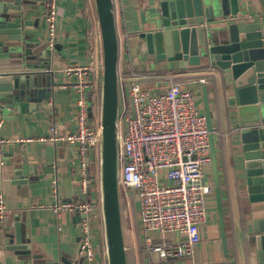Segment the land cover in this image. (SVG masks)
Returning <instances> with one entry per match:
<instances>
[{"label":"water","instance_id":"1","mask_svg":"<svg viewBox=\"0 0 264 264\" xmlns=\"http://www.w3.org/2000/svg\"><path fill=\"white\" fill-rule=\"evenodd\" d=\"M97 19L101 77L99 100L98 191L106 264H128L118 184L119 42L113 0H92ZM249 13L239 0H172L160 3V25L139 33L140 53L149 61H184L203 67L229 97L237 138L240 184L248 207V264H264V0ZM33 5V6H32ZM39 0H0V119L13 121L41 106L50 86L63 76V62L38 39ZM241 8V9H240ZM234 19V20H232ZM142 54V55H141ZM211 73V74H209ZM218 96V94L216 95ZM203 114L210 131V159L215 207L223 251L227 252L224 213L216 166L210 108L202 87ZM228 112V111H227ZM228 114V113H227ZM34 169L23 159L15 164L13 182L26 184ZM6 237L8 249L27 264L32 255L24 237Z\"/></svg>","mask_w":264,"mask_h":264},{"label":"crops","instance_id":"2","mask_svg":"<svg viewBox=\"0 0 264 264\" xmlns=\"http://www.w3.org/2000/svg\"><path fill=\"white\" fill-rule=\"evenodd\" d=\"M41 1L44 3V0ZM163 1L172 0H113L119 42L118 72L128 73L132 68L135 71L158 73L165 77L161 79L162 83H188L196 97L197 108L202 113V87L206 86L225 234L226 228L229 229V235L226 234L227 252L222 248L214 191L208 200L206 220L200 226L201 239L189 258L161 262L140 248L142 234L135 195L132 205L126 204L127 229L123 226L126 247L129 243L135 264H248L250 249L246 218L249 210L242 198L237 138L230 132L231 126L236 124L231 114L232 108L228 104L229 97L216 93L218 87L212 81V76L205 74L203 67L189 66L184 61H149L138 56L141 51L139 33L159 28L160 3ZM239 3L241 8L245 5V10L249 13L260 11L258 0H239ZM58 10L57 37L53 51L59 55L64 67L81 66L88 60L89 45L95 47L98 86L96 93H93V100L95 101L97 94L96 99L99 101L101 59L93 1L59 0ZM43 12L44 6L39 5L36 6L34 15L39 16L38 39L46 42ZM197 76H202L207 82L191 83ZM74 81V76L67 78L63 75L57 78L55 86L49 88L51 96L48 101L42 102L41 106L38 104L37 108L22 116H16L13 121L0 119V137L8 139L4 146L3 164L0 166V196L7 208L0 222V264H27L7 247L6 237L11 235L12 238L9 239H15L16 232L25 238L32 255L39 256L31 259V264H106L104 238L99 221L97 223L94 220L92 223L95 261L88 263L77 249L81 217L68 213L57 217L49 208L53 201L51 186L54 181L58 196L63 201L98 197L99 188L96 190L93 187L96 180L92 181L88 195L81 192L82 176L78 170V150L75 145L65 141H38L48 135L52 116L59 134L67 135L74 131L77 93L66 86ZM88 95L91 96L92 93L88 92ZM94 112L93 110V115ZM89 115L92 116L91 111ZM22 159L27 161V167L34 169V173L27 176L29 181L26 184L18 185L13 182L12 173L15 164ZM205 180L213 185L211 164L206 168Z\"/></svg>","mask_w":264,"mask_h":264},{"label":"built area","instance_id":"3","mask_svg":"<svg viewBox=\"0 0 264 264\" xmlns=\"http://www.w3.org/2000/svg\"><path fill=\"white\" fill-rule=\"evenodd\" d=\"M58 2L44 0L43 22L49 48L57 37ZM63 75L75 77L74 82L66 85L77 93L75 129L67 135L59 134L52 116L48 135L38 141H65L76 146L82 176L80 188L88 195L92 181L98 183L99 170L97 94L93 100L98 86L95 47L89 45L84 65H68ZM162 78L165 79L158 73L132 68L128 73L118 72L117 158L121 197L127 206H130V191L137 200L142 234L140 248L164 262L191 256L201 239L200 226L206 220L213 185L205 180L206 168L211 163L210 131L204 114L197 108L196 97L188 83H162ZM205 82L202 78L191 81L194 84ZM7 143L8 139L0 137V166ZM51 193L53 201L49 208L54 215L68 213L81 217L78 253L83 254L88 263L94 262V220L99 221L103 233L99 191L97 199L63 201L54 181ZM6 212L0 196V222Z\"/></svg>","mask_w":264,"mask_h":264},{"label":"trees","instance_id":"4","mask_svg":"<svg viewBox=\"0 0 264 264\" xmlns=\"http://www.w3.org/2000/svg\"><path fill=\"white\" fill-rule=\"evenodd\" d=\"M198 78H202V76H199ZM98 103H99V101H98ZM129 194H130L129 195L130 196V204L132 205V203L134 201V194L131 191ZM121 214H122L123 226H124V228L127 229V208H126L125 200L122 197H121ZM226 234L229 235V229L228 228H226ZM127 247H128V251H127L128 264H135L133 252L131 251V247H130L129 243L127 244Z\"/></svg>","mask_w":264,"mask_h":264},{"label":"rangeland","instance_id":"5","mask_svg":"<svg viewBox=\"0 0 264 264\" xmlns=\"http://www.w3.org/2000/svg\"><path fill=\"white\" fill-rule=\"evenodd\" d=\"M93 187L97 190L98 186H97V181L95 183H93Z\"/></svg>","mask_w":264,"mask_h":264}]
</instances>
